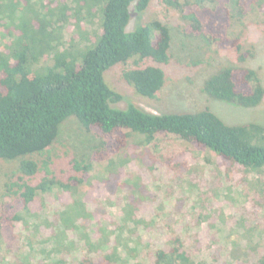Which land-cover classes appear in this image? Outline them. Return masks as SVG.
Masks as SVG:
<instances>
[{
  "label": "trees",
  "instance_id": "16d2710c",
  "mask_svg": "<svg viewBox=\"0 0 264 264\" xmlns=\"http://www.w3.org/2000/svg\"><path fill=\"white\" fill-rule=\"evenodd\" d=\"M158 1L162 17L180 15L184 37L202 38L216 50L233 53V64L203 79L204 94L242 108L264 105L263 72L244 65L253 55L241 28L253 13L264 11V0ZM152 2L0 0V159L17 162L3 184L0 264H31L21 240L26 233L41 230V222L34 225L29 217L49 207L50 199L61 201V207L52 220L45 218L43 225L51 230L45 241L56 243L61 255L48 264H146L139 258L143 240L137 231L152 224L145 214L153 194L140 170L123 179L124 166L137 158L188 174L194 170L187 158L191 150L214 156L216 167L228 179L239 173L236 182L242 184L246 198L240 217L232 216L237 224L233 232L247 240L251 263L215 264H264V238H254V231L264 226V214L258 217L264 211V122L229 123L210 107L153 113L106 80V71L116 65L132 90L146 98L158 99L167 85L172 28L157 15L130 27L133 9L143 13ZM88 23L94 24L92 31ZM123 100L125 107L120 106ZM69 122L94 141L84 140L78 147L72 138L76 133L64 136ZM164 141L184 147L165 156L158 150ZM61 157L68 159L63 172L67 175L55 168ZM103 191L123 192L121 219L100 207L95 213L93 200ZM207 193L201 191V208L192 221L180 218L165 224V243L152 248L148 244L153 264H207L194 257V246L203 239L191 228L205 224L213 228L219 218L227 219L221 208L209 206ZM210 233L214 234L211 229ZM80 244V257L72 263V249ZM214 254L219 260V253Z\"/></svg>",
  "mask_w": 264,
  "mask_h": 264
},
{
  "label": "rangeland",
  "instance_id": "374dc122",
  "mask_svg": "<svg viewBox=\"0 0 264 264\" xmlns=\"http://www.w3.org/2000/svg\"><path fill=\"white\" fill-rule=\"evenodd\" d=\"M155 15L161 16L163 20H166L174 34L172 44L173 59L171 64L166 68L170 77L167 85L160 93L158 99L146 98L137 94L136 90H134L135 92L132 90L122 78L120 67L115 65L105 73L106 80L112 87L121 92L131 102L153 113L187 112L210 107L229 123L264 122L263 104L256 108H242L226 101L209 98L207 94L201 91L202 81L205 77L221 66L233 64L232 57H230V55L233 56L231 51L216 50L202 38L184 37L181 32L182 20L180 15L176 13L168 16V18L162 17L163 14L158 0H153L151 7L143 13H136L133 9L130 27L134 28L136 25L147 21ZM93 25V23H88L87 29L92 31L94 29ZM233 27L234 29L236 28L235 26ZM241 28L244 44L246 48L252 51L253 55L249 57V61L244 65L261 69L264 79V11L261 10L253 13L247 24ZM234 29L232 32L237 34ZM126 104L127 101L123 100L120 106L125 107ZM73 124L69 122L65 125V137L70 135L69 132L76 133L72 138H74L78 147H82L84 140L89 143L94 141L92 138H88L81 133V129L75 127ZM179 144V142L164 141L158 150L165 156H171L175 149L176 152L184 147L183 144V146L178 147L177 145ZM208 157H210L211 161L207 159ZM187 158L190 160V164L194 166V170L188 174H177L174 170L162 165V162H157L153 166H150L137 158L124 166L125 174L123 175V179H126L129 173L140 170L145 187H148L150 193L153 194V199H148L149 202L146 205L145 214L152 224L149 225V223L146 226H142L137 231L143 240L139 244V258L146 264H153L149 256L152 250L147 252L148 244L151 243L152 248V246L156 247V245L165 243L163 236L165 224L177 223L180 218H186L188 222L192 221V217L201 208V191L208 190L207 196L205 195L204 198H209V206L212 207L214 205L218 209L221 208L227 219L223 220L219 218L216 220L217 224L213 228L208 224L195 225L191 228L192 233L200 232L203 239L199 246H194V257L199 261L207 262V264H215L217 261L218 263H222L224 260L230 263L250 262L249 253L246 250L247 240L244 241L240 234L233 232L234 228H237L236 217H240V211L244 208V204H247L245 202L246 198L241 191L242 184L236 182V178L240 174H235V179H228L226 173L216 167V158L202 151L191 150ZM67 160L65 157L57 160L55 168L58 174L67 175L63 173L68 168ZM16 163L0 159V207L5 201L3 184L7 178L6 174L10 172ZM217 187L218 190L216 191ZM122 195L123 192L113 195L103 191V195L100 199H97L98 202L100 201V204L94 199L93 201L96 204L92 208L96 210L95 213L99 214L98 207H100L101 209H105L107 213L121 219L124 215L123 206L125 204ZM146 198L144 197V199ZM49 202V207L39 211L37 215L28 216L34 225L41 222L39 224L42 225L41 230L39 231L38 228H34L35 230H32L29 234L23 235V239L21 240L24 244V256L28 255L30 257L27 258V261L31 264H48L58 259L61 255L57 251L56 243L52 240L45 241L46 237L51 233L50 228L43 225L46 223L45 218H51L50 220H52L53 213L61 207V201L50 199ZM98 214H95V219L92 218L94 224L99 220ZM263 214L264 211L259 212L258 217L262 219ZM232 216H236L235 219ZM101 220L108 222L107 218H102ZM160 224L164 226L161 227ZM210 229L214 234L210 233ZM128 234L129 232L126 230L124 235ZM261 235L264 238V226L254 231V238L256 240H259ZM75 237L79 239L77 233L73 234V238ZM135 237L133 238L134 240H131L132 245L137 240ZM153 239L156 240V243L152 241ZM83 242L84 239H81V243ZM262 249L264 252V246ZM81 251V244L72 249V253H74L70 258L72 263H76ZM120 251L123 256L128 257V253L123 246L120 247ZM214 253H219V260L215 259ZM70 255L68 256L70 257Z\"/></svg>",
  "mask_w": 264,
  "mask_h": 264
}]
</instances>
